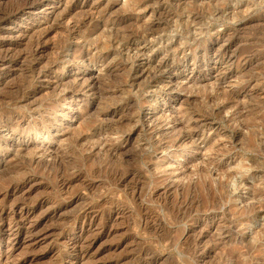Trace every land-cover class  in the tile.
Returning <instances> with one entry per match:
<instances>
[{
    "label": "rangeland",
    "instance_id": "1",
    "mask_svg": "<svg viewBox=\"0 0 264 264\" xmlns=\"http://www.w3.org/2000/svg\"><path fill=\"white\" fill-rule=\"evenodd\" d=\"M0 264H264V0H0Z\"/></svg>",
    "mask_w": 264,
    "mask_h": 264
},
{
    "label": "bare ground",
    "instance_id": "2",
    "mask_svg": "<svg viewBox=\"0 0 264 264\" xmlns=\"http://www.w3.org/2000/svg\"><path fill=\"white\" fill-rule=\"evenodd\" d=\"M219 7H221V6H219ZM218 7V8H219ZM85 217H86V215H85ZM13 221V220H12ZM16 221V220H15ZM20 221V220H19ZM18 222V221H17ZM12 223V222H11ZM10 224V223H9ZM15 224V223H14ZM16 225H19V224H16ZM11 226V225H10ZM13 226V225H12ZM16 227H18V226H16ZM18 230V229H17Z\"/></svg>",
    "mask_w": 264,
    "mask_h": 264
}]
</instances>
